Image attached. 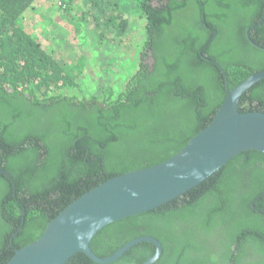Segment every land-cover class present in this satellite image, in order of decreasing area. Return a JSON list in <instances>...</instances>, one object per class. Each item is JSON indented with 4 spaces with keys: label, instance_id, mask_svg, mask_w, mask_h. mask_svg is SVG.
<instances>
[{
    "label": "trees",
    "instance_id": "1",
    "mask_svg": "<svg viewBox=\"0 0 264 264\" xmlns=\"http://www.w3.org/2000/svg\"><path fill=\"white\" fill-rule=\"evenodd\" d=\"M89 55L104 60L98 73ZM262 70L264 0H0V264L85 192L176 154L227 87ZM240 110L264 112V78ZM145 235L162 243L152 264H264V153L242 151L90 245L106 257ZM156 251L146 240L110 263L79 251L63 264H143Z\"/></svg>",
    "mask_w": 264,
    "mask_h": 264
},
{
    "label": "water",
    "instance_id": "2",
    "mask_svg": "<svg viewBox=\"0 0 264 264\" xmlns=\"http://www.w3.org/2000/svg\"><path fill=\"white\" fill-rule=\"evenodd\" d=\"M264 78L257 71L230 89L208 126L176 154L157 164L135 169L102 182L71 202L46 226L35 241L16 248L6 264H63L82 251L93 260L109 263L132 245L149 240L157 246L150 264L162 252L152 236L128 241L115 253L101 257L92 249L93 236L107 224L156 208L204 181L235 155L246 150L264 153V112L240 110V100Z\"/></svg>",
    "mask_w": 264,
    "mask_h": 264
},
{
    "label": "rangeland",
    "instance_id": "3",
    "mask_svg": "<svg viewBox=\"0 0 264 264\" xmlns=\"http://www.w3.org/2000/svg\"><path fill=\"white\" fill-rule=\"evenodd\" d=\"M42 11V9L40 10V12ZM38 17H42L41 15H40V13L37 15ZM143 21H145L143 18H141V17H139L138 18V20H137V23H138V29H136V30H133V32H139V29L141 30V31H144V28H143ZM40 26H41V28H43L44 30V32H46L47 31V28H50L49 26H47V24H45V23H43L42 21H40ZM43 31H42V33H41V35H43L46 39H48L55 47H57V49H58V51H61L62 53L64 52V54L65 55H67V51H68V48H61L60 46H58V45H56V43L54 42L55 41V39H54V37L52 36V34H50V33H47L46 35H44L43 34ZM142 36V34H138L137 36H136V39L137 40H139L140 38L139 37H141ZM87 54H89L88 52H87ZM104 55H105V53H104ZM103 55V56H104ZM89 57H90V55H89ZM101 57H98V58H96V62L94 61V63H93V60L91 59V57L89 58L90 60H87V67H88V69L92 72V73H98L99 71H98V69L100 70L101 69V66L102 65H105V62H104V60L102 61L101 59H100ZM99 59V60H98ZM102 63V64H101ZM93 64L95 65L94 67L95 68H93ZM99 68H98V67ZM86 86H83V88H85Z\"/></svg>",
    "mask_w": 264,
    "mask_h": 264
},
{
    "label": "flooded vegetation",
    "instance_id": "4",
    "mask_svg": "<svg viewBox=\"0 0 264 264\" xmlns=\"http://www.w3.org/2000/svg\"><path fill=\"white\" fill-rule=\"evenodd\" d=\"M108 256H109V255H108ZM119 257H120V256H119ZM115 260H116V259H115ZM155 260H156V259H155ZM155 260H154V261H155ZM113 261H114V260H113ZM154 261H153V262H154ZM153 262H152V263H153ZM109 263H110V262H109ZM152 263H150V264H152Z\"/></svg>",
    "mask_w": 264,
    "mask_h": 264
}]
</instances>
